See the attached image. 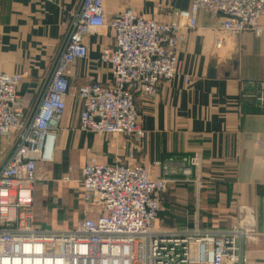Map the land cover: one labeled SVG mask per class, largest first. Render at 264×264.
Returning a JSON list of instances; mask_svg holds the SVG:
<instances>
[{
    "label": "built area",
    "instance_id": "1",
    "mask_svg": "<svg viewBox=\"0 0 264 264\" xmlns=\"http://www.w3.org/2000/svg\"><path fill=\"white\" fill-rule=\"evenodd\" d=\"M105 2L82 0L38 99L19 95L21 74L0 73V138L12 147L0 169V264H254L244 253L258 237L250 206H238L228 229L203 230L198 219L193 228L156 226L169 186L199 184L194 170L202 168L201 155L180 163L155 162L160 178L142 163L108 165L90 158L76 182L82 216L57 229L38 221L37 185L52 181L39 175V167L54 163L56 132L68 110L70 68L88 58L87 37L104 28L113 33L114 47L100 57L112 81L79 89V128L125 137L129 161L135 162L147 136L137 102H154L160 86L178 77L191 83L192 77L182 72L179 51L184 31L197 29L202 11L222 20L217 48L245 33L264 34V0H194L169 23L131 8L108 22ZM260 89L258 102L264 107V85ZM74 182L70 176L61 180L63 185Z\"/></svg>",
    "mask_w": 264,
    "mask_h": 264
},
{
    "label": "crops",
    "instance_id": "2",
    "mask_svg": "<svg viewBox=\"0 0 264 264\" xmlns=\"http://www.w3.org/2000/svg\"><path fill=\"white\" fill-rule=\"evenodd\" d=\"M193 1L106 0V19L110 22L131 8L142 17L169 23ZM81 2L0 0V73L23 76L20 96L32 94L38 99L44 92ZM221 25L220 18L202 11L197 29L184 31L179 51L182 72L192 77L191 83L185 84L181 76L162 84L154 102L138 100L140 124L147 136L135 162L129 161L125 137L79 128V89L112 81L110 67L100 57L114 47L113 33L104 28L87 37L88 58L70 68L68 110L56 132L54 163L39 167V175L52 181L37 185L36 205L52 195L62 212L75 213L65 220L80 218L76 182L90 154L102 164L142 163L151 168L154 178L162 175L153 167L155 162L180 163L201 155L202 168L194 170L199 184L171 185L180 190L174 197L179 207L171 215L161 210L160 228H193L198 219L203 230L228 229L236 221L238 206H250L256 212L258 237L244 253L251 263L264 264V107L258 102L264 85V34L245 33L217 48ZM3 142L0 138V169L12 151ZM65 176L75 182L61 184Z\"/></svg>",
    "mask_w": 264,
    "mask_h": 264
},
{
    "label": "rangeland",
    "instance_id": "3",
    "mask_svg": "<svg viewBox=\"0 0 264 264\" xmlns=\"http://www.w3.org/2000/svg\"><path fill=\"white\" fill-rule=\"evenodd\" d=\"M92 156L93 155L90 154L89 157L94 158ZM85 160H86V155L83 157V161H85ZM51 168H54V167H51ZM71 174H72V176H74L73 171L70 173V175ZM178 189L179 188L169 186L166 194L163 196L162 212L165 211V213H167L168 215H171L170 211H172L173 209L175 210L176 206H177V208L179 207V204L177 203L178 200L176 198H174L175 195H177V193L180 192V190L178 191ZM182 191H184V190H182ZM48 196L50 198L46 197L45 200H47V201L45 203H39L38 205H36V217H37L38 221L42 225L46 226L47 228H56L57 229V227L66 226L68 221L65 220V217L66 216L67 217L73 216V215H75V213H71V212H67V211L62 212V210L60 209V206L58 204H56V202H54V199H52V195H48ZM75 200L78 203V206L82 208L81 203L77 200L76 197H75ZM37 209L40 210L39 215H37ZM43 218H44V220H43ZM161 222H162L161 219L158 218V220L156 222V226L160 227L159 225L161 224Z\"/></svg>",
    "mask_w": 264,
    "mask_h": 264
},
{
    "label": "trees",
    "instance_id": "4",
    "mask_svg": "<svg viewBox=\"0 0 264 264\" xmlns=\"http://www.w3.org/2000/svg\"><path fill=\"white\" fill-rule=\"evenodd\" d=\"M167 222H168L169 225H172L173 224L172 221H167Z\"/></svg>",
    "mask_w": 264,
    "mask_h": 264
}]
</instances>
